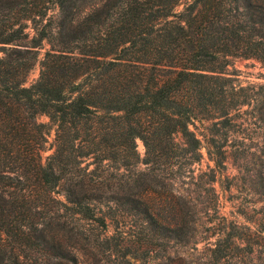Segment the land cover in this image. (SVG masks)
Returning <instances> with one entry per match:
<instances>
[{
    "label": "trees",
    "instance_id": "obj_1",
    "mask_svg": "<svg viewBox=\"0 0 264 264\" xmlns=\"http://www.w3.org/2000/svg\"><path fill=\"white\" fill-rule=\"evenodd\" d=\"M181 1L0 0V264H78V250L107 264L109 221L158 223L135 198L118 197L138 182L139 163L164 187H192L180 212L185 236L199 214L221 222L205 264H264V228L219 215L221 171L196 174L201 140L190 129L207 122L227 143L232 113L254 101L224 71L235 58L264 65V13L249 0H189L178 11ZM44 43L38 78L25 86ZM210 146L223 169L225 145ZM253 193L264 205V185ZM52 233L73 250L50 244Z\"/></svg>",
    "mask_w": 264,
    "mask_h": 264
},
{
    "label": "rangeland",
    "instance_id": "obj_2",
    "mask_svg": "<svg viewBox=\"0 0 264 264\" xmlns=\"http://www.w3.org/2000/svg\"><path fill=\"white\" fill-rule=\"evenodd\" d=\"M188 1L182 0L177 10L180 11ZM249 1L256 14L264 13V0ZM27 31L33 34L31 29ZM47 49L46 43L43 44L42 49H39L36 65L26 77L25 86L37 80L39 61ZM224 75L231 78L235 84L244 87L254 101L232 113L233 124L227 143L223 140L225 132L222 128H214L207 122L197 121L190 126L201 140V159L194 168L196 174L221 171L219 174L216 173V182L213 184L218 196L220 216L247 225L252 230H261L264 225L259 226L261 219L259 212L264 211L263 197L254 194L253 190L260 191L264 185L262 181L264 178V65L253 58H235L231 60ZM38 120L43 123L48 122L45 116H39ZM211 139H214L218 145H225L222 148L225 151L224 168L221 170L215 169ZM53 143L54 131L49 129L46 148L42 152L43 159L52 153ZM136 143L142 160L143 144L140 140ZM136 171L140 173L138 182L118 197L123 202L128 197L135 198L136 204H143L155 215H159L158 223L146 222L131 216L109 221L105 233L109 238L110 248L109 252H105L107 264H126V261L128 264H205L216 233L221 229V222L218 219L215 222L208 221L205 216L199 214L194 232L185 236L184 227L180 222V212L184 198L194 199L192 187L181 181L169 179H166V182H170L171 186L164 187L160 184V179L154 180L147 176V165L142 163L138 164ZM110 206L115 205L111 203ZM118 213L125 212L118 210ZM168 225H173L169 227L175 230L176 239L166 237L170 234L165 230ZM155 230L163 233V236L160 234L158 236ZM53 233L47 236L50 244L63 243L66 249L73 250L68 244L72 243L71 241ZM259 251L260 249L253 256H262ZM130 252L142 259L131 258L128 256ZM76 255L78 264H91L88 252L78 250Z\"/></svg>",
    "mask_w": 264,
    "mask_h": 264
}]
</instances>
